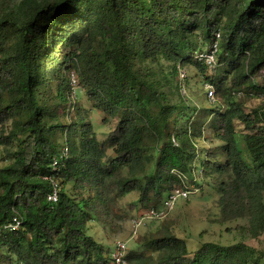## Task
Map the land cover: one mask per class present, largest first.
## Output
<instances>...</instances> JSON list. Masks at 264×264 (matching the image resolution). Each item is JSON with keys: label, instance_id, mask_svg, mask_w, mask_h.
Instances as JSON below:
<instances>
[{"label": "trees", "instance_id": "16d2710c", "mask_svg": "<svg viewBox=\"0 0 264 264\" xmlns=\"http://www.w3.org/2000/svg\"><path fill=\"white\" fill-rule=\"evenodd\" d=\"M218 31L215 71L220 65L227 70L215 80L192 54ZM137 61L170 63L173 75L178 65H194L225 99L215 136L224 143L226 159L205 160L202 175L227 177L217 189L222 220H246L240 229L252 239L264 233V85L253 82L264 69V0H0V146L9 161L0 166V264H108L85 232L101 193L75 198L61 190L51 205L45 176L96 191L127 167L130 178L119 182L120 193L137 191L145 208L196 185L192 141L201 137L202 124L189 121L187 106L166 103L158 81L148 69H137ZM69 69L92 106L118 120L107 139L116 157L103 164L105 146L85 126L77 144L68 137L69 158L53 173L54 138L62 126L48 124L59 108L46 105L44 90L57 82V98L65 102ZM239 91L261 98V105L246 114L232 97ZM180 117L186 121L182 129ZM235 121L247 131L240 139ZM15 216L21 228L3 230ZM148 246L157 253L155 262L131 252L127 264H264V252L243 242L203 243L188 257L185 240L165 231Z\"/></svg>", "mask_w": 264, "mask_h": 264}, {"label": "rangeland", "instance_id": "374dc122", "mask_svg": "<svg viewBox=\"0 0 264 264\" xmlns=\"http://www.w3.org/2000/svg\"><path fill=\"white\" fill-rule=\"evenodd\" d=\"M16 1L19 0H6V4H13ZM135 66L143 72L147 69L151 71L153 74L152 79L158 81L160 90L166 98V103L187 106L188 111L186 114L188 117L190 116L189 121L197 120L196 127L202 124L200 126L201 137L192 141V147L196 154L195 162L191 167V174L193 179L196 180V185L192 188L196 189L191 191L192 194L187 200L178 199L173 210L164 219L147 222L139 229L135 238H130L132 219L143 211L159 207L165 196L156 206L150 204L149 207L145 208L139 203V193L137 191L120 193L119 182L130 178L127 167H123L113 178H106L96 191L89 189L86 183H64L57 179L60 191H67L75 198H91L94 197L95 192L101 193L102 201L94 203V210L91 214L92 219L85 223L86 234L102 247L104 258L108 257L116 242L127 241L129 253L146 254L149 257L151 255L152 261L155 262L157 253L148 246V240L159 238L165 231L185 240L188 257H191L203 243L228 246L243 242L259 252H264V233L259 238L252 239L243 229H240L247 226L246 220H222L218 206L219 194L217 189L222 182L226 181L227 177L225 175L207 177L202 175L201 164L205 160H213L223 164L226 159L223 152L224 143L215 136L216 129L220 128L217 115L221 114L226 108L225 99L217 93H214L213 102L207 99L206 86L211 84L206 80V75L201 73L194 65L180 67L186 76L183 80L179 79L178 72L173 75L171 73L173 65L164 61L157 63L137 61ZM178 66H176V69ZM71 70L73 69L65 71L62 90L65 88L66 94H68L67 90L70 88L68 74ZM225 70H227V67L220 65L217 71L212 69L207 71V74H214L216 80L224 75ZM77 81L79 88L76 89L75 95L70 101L68 98V101L66 99L65 102H61L57 98V82L50 83L44 90L46 105L50 109L56 106L59 108L57 118L53 121L47 120L50 125L62 126V129L60 128L61 130L59 129L56 132L54 138L57 151L61 150L64 144H67L68 137L69 142L77 144L80 140L81 131L85 129V126H89L93 137L105 146L102 163L107 166L109 160L116 157L113 148L108 146L107 139L114 131L118 120L106 117L102 112L95 109L85 95L78 78ZM253 82L259 86L264 85V69L258 76L253 78ZM232 97L241 104L242 110L246 114H250L262 103L261 98L247 95L243 91L233 92ZM175 117L176 114L172 116L169 123V128L173 133L176 130L173 123ZM103 118L107 119L105 123L102 122ZM185 122L180 117L178 128L182 129ZM234 129L238 139L247 133L243 125L237 121L234 122ZM6 157L2 146H0V166L9 163L8 159L5 160ZM152 166L153 162L145 168L143 174H148Z\"/></svg>", "mask_w": 264, "mask_h": 264}, {"label": "built area", "instance_id": "2783aa9c", "mask_svg": "<svg viewBox=\"0 0 264 264\" xmlns=\"http://www.w3.org/2000/svg\"><path fill=\"white\" fill-rule=\"evenodd\" d=\"M219 41H220V32H216L214 34L213 40L206 45L205 48L197 49L193 52L192 58L194 61L202 65L210 71L217 67V54L219 51ZM178 76L180 80H183L186 76L183 70H181L180 66L177 68ZM68 83L69 90L67 94V101L74 97L76 89L79 88L78 81L76 77V73L74 70H71L68 74ZM207 99L210 102L214 101V90L211 85H207ZM172 144L177 146V141L175 138H172ZM69 158V148L67 144H64L61 150H58L57 156H55L51 163V171L56 173L59 171V168L65 167V163ZM193 177V176H192ZM182 179V177H179ZM44 181L48 182L51 186V193L47 196V202L51 205H55L58 202L59 197V184L57 182V178H54L53 175L45 176L42 178ZM194 180V179H193ZM196 181V180H194ZM194 187V186H193ZM196 188H192V186L185 187V189H175L168 194L165 195L161 204L157 208H150L146 211H143L137 217L132 219L130 225V238H135L137 233L141 227H143L147 222L152 220H162L164 219L174 208L175 202L178 199L187 200L189 196L192 194ZM21 228V220L15 216L12 218V221L3 226V230L13 232L17 231ZM128 242L127 241H118L114 244L111 253L106 258L108 260V264H127L126 257L129 254L128 251Z\"/></svg>", "mask_w": 264, "mask_h": 264}]
</instances>
